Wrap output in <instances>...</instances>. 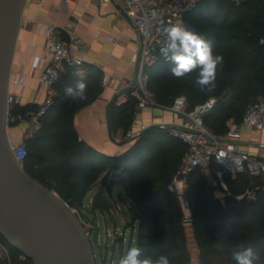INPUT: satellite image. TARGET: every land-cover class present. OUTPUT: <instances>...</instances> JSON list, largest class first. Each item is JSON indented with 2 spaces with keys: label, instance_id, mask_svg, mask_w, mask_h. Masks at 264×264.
Wrapping results in <instances>:
<instances>
[{
  "label": "trees",
  "instance_id": "1",
  "mask_svg": "<svg viewBox=\"0 0 264 264\" xmlns=\"http://www.w3.org/2000/svg\"><path fill=\"white\" fill-rule=\"evenodd\" d=\"M190 20L214 54L223 56L215 89L208 92L196 87L199 68L185 75L191 78L190 83L179 85L171 73V60L147 67V86L163 106L184 96L187 108L192 109L216 97L215 105L203 118L213 132L223 135L229 118L241 122L246 105L264 96V42L259 41L264 35V0H199ZM67 77L66 84L58 88L53 102L39 117L35 133L24 139L26 156L22 166L30 177L80 209L87 192L99 184L91 201V208L96 211L108 208L106 190L110 192V187L101 181L102 174L110 167L122 166V184L132 202L133 223H137L134 247L143 249L141 258L166 255L171 264H234L231 253L251 247L261 258L256 264H264V191L257 187L264 179L247 173H225L227 194L220 198L205 179L206 173H216L220 168L216 163L212 162L207 172L195 168L189 173L185 196L200 247L199 261L192 262L184 212L177 195L168 188L187 144L167 128L151 126L119 155L94 150L79 139L73 115L99 92L100 79L89 74L88 99L73 102L65 96V88L74 87L80 76L71 72ZM135 103L136 99L130 98L120 106L112 104V125L127 129L134 118ZM29 109L34 111L36 107L17 104L12 113L24 115ZM250 190L257 192L254 198H238ZM4 241L11 253L21 255L5 238ZM16 263L33 264L28 258Z\"/></svg>",
  "mask_w": 264,
  "mask_h": 264
},
{
  "label": "built area",
  "instance_id": "2",
  "mask_svg": "<svg viewBox=\"0 0 264 264\" xmlns=\"http://www.w3.org/2000/svg\"><path fill=\"white\" fill-rule=\"evenodd\" d=\"M68 1V0H67ZM199 0H119L120 6L131 26L139 35V49L136 56V75L131 81H124L116 91L113 104L120 106L130 98H135L134 118L144 108L158 107L168 108L179 117L177 124L165 128L174 137L184 141L188 149L183 155L181 162L168 184L180 202L184 212V225L192 224L191 212L186 200L185 189L189 173L197 168L207 172L212 162L220 168L217 174L223 181L222 176L230 173L232 176L237 173H247L264 179V157L252 156L246 146L237 141L239 136L238 124L233 118L226 122L228 127L225 134L220 135L213 132L204 123V115L210 111L216 103V97H210L192 109L187 108L184 96L176 97L170 106H163L156 102L153 92L147 86V67L159 61H170L166 58L161 49L167 42L164 29L177 22H183L189 30L197 32L195 22L190 16L197 6ZM264 42V35L260 38ZM46 50L50 60L42 64L40 55H34L30 65L33 69H39V80L46 88V96L43 103L37 108L34 114L35 128L39 127V117L42 116L47 107L53 102L55 96V85L62 71L66 69H79L84 65L82 54L88 51V44L73 30H70L67 37H61L55 27L48 29L46 38ZM170 55V54H169ZM25 73H20L14 83L23 85ZM108 73L102 72L101 81L107 82ZM16 96L8 91L6 98V126L7 128L16 120L17 116L12 109L18 104ZM241 125L255 129L264 130V96L252 100L242 116ZM166 124V123H162ZM141 123L138 130L145 128ZM137 131L131 128L127 136ZM14 157L20 163L26 156V145L24 140L14 143L10 141ZM258 149H264V144H257ZM124 177V168L114 166L108 168L101 176V181L109 187L114 184H121ZM63 203L74 214L78 207L72 206L63 200ZM22 256V255H21ZM23 257V256H22ZM24 258V257H23ZM0 260L6 264H12L11 252L0 232Z\"/></svg>",
  "mask_w": 264,
  "mask_h": 264
},
{
  "label": "crops",
  "instance_id": "3",
  "mask_svg": "<svg viewBox=\"0 0 264 264\" xmlns=\"http://www.w3.org/2000/svg\"><path fill=\"white\" fill-rule=\"evenodd\" d=\"M51 26L64 38L73 30L88 44V51L82 54L83 67L61 72L55 85V96L58 94V88L63 83L66 84L67 75L71 72L78 76L87 77L91 73L98 76L99 92L75 110L73 124L79 139L94 150L105 155H119L128 147L126 143L119 144L110 139L106 109L119 86L124 81L135 78L136 56L139 49L138 33L122 11L119 0H25L9 81V91L18 99V105L35 106L37 109L45 99L46 88L39 80L40 71L33 69L30 62L34 55L41 56L42 64L50 60L46 50V38ZM103 71L108 73L105 84L101 81ZM20 73L26 75L23 85L14 83ZM178 122L179 117L171 111L147 107L135 115L130 128L137 131L141 123L147 127L156 123L173 125ZM235 123L239 129L237 141L246 146L252 156L264 157V149L256 147L257 144H264V130L257 131L241 125L240 122ZM36 130L31 129L26 123L7 128L8 134L16 142L24 140ZM121 130V127L112 125V136L116 141H120ZM221 184L227 189L224 180ZM98 187L99 184H94L87 194L89 192L95 194ZM22 259L21 255L11 253L12 264H17L16 260ZM0 264L6 263L0 260Z\"/></svg>",
  "mask_w": 264,
  "mask_h": 264
},
{
  "label": "water",
  "instance_id": "4",
  "mask_svg": "<svg viewBox=\"0 0 264 264\" xmlns=\"http://www.w3.org/2000/svg\"><path fill=\"white\" fill-rule=\"evenodd\" d=\"M25 0H0V232L8 243L33 264H93L88 241L79 220L55 191L30 177L16 160L6 126V98L10 70ZM106 109L111 140H135L149 125L124 140L112 136L110 107ZM119 196V194H118ZM90 240L99 245L95 221Z\"/></svg>",
  "mask_w": 264,
  "mask_h": 264
},
{
  "label": "rangeland",
  "instance_id": "5",
  "mask_svg": "<svg viewBox=\"0 0 264 264\" xmlns=\"http://www.w3.org/2000/svg\"><path fill=\"white\" fill-rule=\"evenodd\" d=\"M234 1L236 3L239 2V0ZM221 17L222 14L218 16L219 19ZM190 81L191 78H188L186 76H184L183 78H177V83L179 85H187L188 83H190ZM247 105L243 113L245 112ZM160 109L162 111H169L168 108ZM35 113L36 109L34 111L32 109H29L25 112L24 115H19L18 118H16V120L10 125V127L13 125H18L19 123H26L31 129L33 128L34 130H36L34 121ZM133 120L134 118L132 119V121ZM130 126L127 127V129L122 128L119 134L120 141L128 137L127 132L128 130H130ZM134 142V140L127 141L125 145L126 147H129ZM205 179L207 184L211 187L215 196L223 198L227 194V189L223 188L221 184V178L219 177L217 172L215 173L213 171H210L206 173ZM257 187L259 190L264 191V182L259 184V186ZM186 189L184 193H186ZM120 192L122 193L121 197L120 195L118 196ZM256 193V191L250 190L245 195H239L238 198H243L244 196L247 198H254ZM93 195L94 194L92 192H89L85 196L83 200V206L81 207V209H78V212L74 213V216L79 220L81 228L83 229L88 241V245L90 248L89 251L93 264H118L120 258L126 255L128 249L134 247L135 243L137 223H133L134 216L133 212L130 209L132 202L127 197L125 187L122 183L111 185L110 192L106 190L108 208H105L104 210L95 211L91 208V197H93ZM95 221L98 222L99 227L98 247L93 246L90 240ZM186 242L192 262H198L200 247L192 224L186 225Z\"/></svg>",
  "mask_w": 264,
  "mask_h": 264
},
{
  "label": "clouds",
  "instance_id": "6",
  "mask_svg": "<svg viewBox=\"0 0 264 264\" xmlns=\"http://www.w3.org/2000/svg\"><path fill=\"white\" fill-rule=\"evenodd\" d=\"M167 42L161 49L166 58H170L174 67L172 76L183 78L194 69L199 68L195 85L201 91L211 92L216 86L218 66L223 65V56L214 54L209 42L197 32L189 30L183 22H177L164 29ZM170 54V55H169ZM89 82L87 77L80 76L75 86L65 88V96L73 102H83L88 99ZM243 248V246L241 245ZM143 249L131 247L126 255L120 258L118 264H171L166 255L155 259L141 258ZM234 264H256L261 258L251 247L231 253Z\"/></svg>",
  "mask_w": 264,
  "mask_h": 264
}]
</instances>
